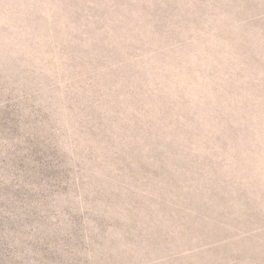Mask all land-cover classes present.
Masks as SVG:
<instances>
[{
  "label": "rangeland",
  "instance_id": "1",
  "mask_svg": "<svg viewBox=\"0 0 264 264\" xmlns=\"http://www.w3.org/2000/svg\"><path fill=\"white\" fill-rule=\"evenodd\" d=\"M0 264H264V0H0Z\"/></svg>",
  "mask_w": 264,
  "mask_h": 264
}]
</instances>
